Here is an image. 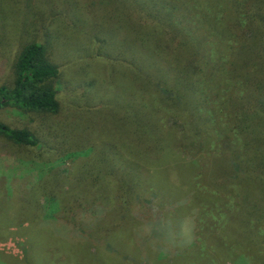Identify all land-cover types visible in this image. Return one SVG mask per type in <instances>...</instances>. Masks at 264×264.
<instances>
[{
	"label": "trees",
	"instance_id": "trees-1",
	"mask_svg": "<svg viewBox=\"0 0 264 264\" xmlns=\"http://www.w3.org/2000/svg\"><path fill=\"white\" fill-rule=\"evenodd\" d=\"M26 1L38 9L41 25L48 32L64 27L74 32L82 22L113 18L110 30L118 38L128 39L127 46L122 47L128 53L120 51L112 59L120 62L123 69L132 68L130 62L135 58L131 54L147 53L150 38L152 58L163 64L165 71L154 76L151 83L155 106L152 119L157 125H147L149 112L139 114L148 109L145 103L148 104L150 93L143 97L145 90L137 85L136 98L125 101L115 114L119 129L105 134L110 143L102 146L117 151L110 158L113 163L105 173V181H99L91 177L89 170H83L82 162L88 155L80 154L82 149L77 147L82 136L75 133L74 123L69 125L67 114L61 113L56 91L61 73L59 65L49 56L51 52L48 53L44 42L20 40V33L11 30L20 41L9 65L10 81L0 83V111L7 107L37 117L40 124L50 127L56 124L53 127L57 128L51 132L56 133L58 148L62 151L65 145L72 158V168L61 190L45 192L44 187L39 188L44 191L41 193L45 195L44 208L36 197L25 201L23 218L13 223L20 225V231L15 233L27 237L26 250L22 258L13 256V259L28 264L31 256L37 257L41 252L49 258L53 251L68 257L66 264H82L72 261L71 254L82 261L85 253L97 254L105 250L102 248L105 245L111 250L115 246L106 242L105 236L107 233L111 238V231L117 228L120 233L137 237L133 241L147 240L139 226L147 229L155 222L164 225L169 212L183 205H186L182 208L184 214L189 208L198 207L203 214L199 225L193 219L195 226L203 236H210L220 220V214L212 209L216 204L224 213L230 208L231 215L236 211L240 214L248 231L249 251L256 264H264V0H23L19 3ZM41 2H47L48 7H38ZM68 2L72 7L70 18L62 13ZM2 21L3 16L0 17L1 48L8 32ZM85 31L90 36L101 37L99 40L88 37L94 39L93 44L104 43L107 38L96 26L86 27ZM193 31L200 42L212 45V52L205 51L206 62L203 57L194 59L191 51L183 47L185 38L197 39ZM104 52H94L91 56L108 58ZM133 73L138 81L135 69ZM142 82L147 83V79ZM108 105L102 101L87 106L86 110L91 112L97 107L107 110ZM28 127H9L0 119V136L15 145L32 148L39 140ZM150 137L152 146L140 144ZM165 165L169 167L167 179L171 178L176 188L153 183L156 181L151 176L153 169L164 170ZM175 165L183 169L185 181L175 182L171 168ZM210 165L216 167V172L209 175ZM71 187L75 188L69 194ZM103 187L110 189V195L101 200L98 194ZM30 188L33 190L34 186ZM210 188L219 199L204 193L211 191ZM196 191L199 194L195 197ZM184 195L186 198L179 200ZM106 212H114L116 221L104 228L99 220ZM58 230H62V239L55 240L53 233ZM36 241L45 245H36ZM133 241L121 240V256L132 259H123L126 264H144L137 258L145 253V247L139 248L138 241ZM221 251V259H212L200 251L196 260L198 264H239L226 253L227 247ZM212 254L219 257L215 252ZM51 259L55 264L63 260L62 257Z\"/></svg>",
	"mask_w": 264,
	"mask_h": 264
},
{
	"label": "rangeland",
	"instance_id": "rangeland-1",
	"mask_svg": "<svg viewBox=\"0 0 264 264\" xmlns=\"http://www.w3.org/2000/svg\"><path fill=\"white\" fill-rule=\"evenodd\" d=\"M19 1L23 0H15L16 3L12 0H0V17L3 16L2 23L3 25L5 24L8 31L5 32L7 41L6 43L4 42L2 48L0 47V83L10 81L9 65L20 40L44 42L48 53L51 52L49 56L59 65L61 70L60 77L56 83L57 96L61 102L60 105H62L61 113L63 115L67 114L69 125H72L71 122L74 123L75 133L82 136L81 144H77V147L82 149L79 151L81 152L80 154L88 155L87 159L82 162L83 170H89L91 177L95 176L99 181H105V173L109 171L113 163H110V158H114L113 152L117 150H114L115 147H110L114 150L110 151L102 145L110 143H107L109 138H105V134H111V132L118 130L120 127L119 118L115 114L118 113L119 108H122L125 101L136 98V86L141 85V89L145 90V92H142L143 97L146 96L145 93H150V95L148 96V102L144 100L148 103H145L148 109L143 110V113L140 111L139 114L142 115L149 112L147 125L155 127L157 123L155 119H152V115L155 113L153 109L155 106L152 103L154 98L151 96V83L154 81V76H157L160 71H165V67L152 58L150 38L147 40V53H140L139 51L131 54L136 60L130 62L132 68L128 66L123 69L120 62H115L112 58L120 51L128 53L127 48H122L127 46L128 39H120L114 31L110 30V28H113V18L109 20L100 19L97 22L94 19V22L91 23L82 22L81 25H76L74 32L66 27L48 32L41 25L40 17L37 15L38 9H33L30 1H26L24 4L19 3ZM38 7H48V3L41 2ZM71 8L70 2H68V6L63 9L62 13L67 18L71 17L69 14ZM94 25L107 36L104 43L93 44L94 39L93 41L92 38L88 39V37L98 40L101 38L97 35L90 36L87 34L88 31H85L86 27H95ZM11 30L17 34L20 33V40H18V35L16 36ZM195 34L197 39L194 36L190 37V40L185 38L182 42L183 47L187 51H191L194 59L196 57L206 59L205 51L210 52L213 49L212 45L200 42L198 34L196 32ZM139 48L141 46L137 47V49ZM104 51L108 53V58L91 56L94 52L103 53ZM122 56H127V54ZM122 59L126 61L124 57ZM133 68L139 76L138 81L136 77H133L136 76L133 73ZM129 72L134 75L128 77L130 75ZM144 78L147 79V83H141ZM89 82L92 83L89 85ZM140 99L138 98V100ZM102 101L109 104L106 107L107 110L99 107L91 112L86 110L87 106L97 105ZM70 117L71 119H69ZM0 119L9 127L18 128L29 125L31 131L39 140V143L34 147L25 148L15 145L0 136V264H20L13 259V256L18 258L24 256L27 237L23 233H15L20 231V225L13 222H18L23 218L25 201L30 202L36 197L37 202L42 205L45 195L42 196L44 191L39 190V188L44 187L45 192L50 190L54 192L57 188L62 189V182L72 168V158L68 156L69 152L64 148L65 145L62 146V151L58 148L60 146L56 142V133L51 132L57 128L53 127L56 124H51V127L46 124H40L37 117L19 113L7 107L1 109ZM103 141L104 143H101ZM86 142H92V144L90 145ZM140 144L153 145L151 137L150 140L140 141ZM168 168L166 165L164 170H160V167L154 168V173H151V176L156 181H153V183L160 187L168 188L173 186L176 188L171 178L167 179ZM171 168L175 173V182L185 181V177L182 174L183 169L180 166L175 165ZM114 171H112V174H115ZM215 172L216 167L214 165H210L207 168L209 175ZM218 172L219 170H217ZM163 173L165 177H163ZM79 174L82 177V173L80 172ZM39 179L40 182L38 183ZM107 180L109 181L110 178ZM31 186H34L33 190L30 188ZM117 187L118 185L114 186V188ZM74 188H70L69 194ZM210 190L204 193L213 196L214 200L219 199V197L215 196L213 189L210 188ZM109 193L110 189L105 190V187H103L98 197L101 200L107 199L110 195ZM198 194L199 192L196 191L194 196L196 197ZM184 198H186L185 195L181 196L179 200ZM174 199L178 200L176 197ZM204 201L207 202L206 199ZM217 206L215 204L212 209H215L216 213L220 214V217H218L220 220L213 226V233L210 236H203L199 232V228L195 226L193 219L196 218L199 225L203 214L198 207L189 208L188 212L184 214L182 208H185L186 205H183L169 212L164 225H159L155 222L151 223L147 229V226H139V231L142 230L140 232L146 233L148 236L147 240L133 241L137 237L130 236V233L127 235L120 233L119 228H117L111 231V238H109L107 233L105 236L106 242H110L115 246L111 250L105 245L102 247L105 250L97 254L88 256L85 253L83 256L86 258L82 259V261L77 260L75 257L73 258V255H76L74 253L71 254L72 257L70 256V259L82 264H126L123 259L128 261L132 259L128 256H121L119 244L122 239H127L130 243L138 241L139 248L145 247L143 249L145 253L140 255L139 258L135 257L144 264H166L168 260L167 264H198L196 256H198L200 251L206 253L212 259L214 257H216L215 259H221L222 256L220 254L224 247H227L228 252L226 253L233 257V261L239 264H256L254 255L252 256V252L249 251L248 231L244 227L245 224L240 214L236 211L231 215L229 211L233 209L230 208L224 213ZM42 207L44 208V205ZM208 209L211 212L210 208ZM110 213L106 212L100 217L99 224L101 227H109L110 224L115 223V214L114 212ZM48 227L50 226H41L42 229ZM194 230H198L197 233H194ZM53 234L55 235V240L57 238L62 239V230H58V232ZM39 244L45 245L43 241H36V245ZM212 252L218 254L219 257L213 255ZM135 253L134 251L132 255ZM2 255H5V257ZM48 256L49 258H45V254L40 252L37 257L31 256L28 264H55L54 259H51V257L63 258V260L57 261L56 264L68 263V257L62 256L57 252L52 251V255ZM135 258L133 259L134 263L137 262Z\"/></svg>",
	"mask_w": 264,
	"mask_h": 264
}]
</instances>
